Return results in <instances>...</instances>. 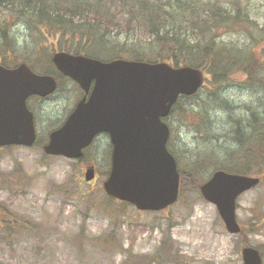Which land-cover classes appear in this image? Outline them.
<instances>
[{
    "label": "rangeland",
    "instance_id": "1",
    "mask_svg": "<svg viewBox=\"0 0 264 264\" xmlns=\"http://www.w3.org/2000/svg\"><path fill=\"white\" fill-rule=\"evenodd\" d=\"M56 1L63 6L72 2ZM190 1L196 3L197 13L203 16L234 14L239 7L253 24L223 27L214 31L215 37L242 47L251 44L250 34L260 33L259 44L251 48L256 56L264 52V0ZM114 11L118 25L108 22L107 17L95 18L108 34L104 49H110L112 57H134L131 49L149 53L143 29L134 28L135 22L128 26L123 21L124 9ZM5 14L10 12L0 9V27L9 29L12 40L0 39L3 62L27 61L39 71H48L56 50L74 51L68 49L71 43L59 41L61 34H52L45 27V32L33 31L38 23L31 18ZM79 23L80 20L76 24ZM206 85L209 86L207 80L191 99H181L166 118L171 127L169 148L178 167L189 168L190 160L198 156L203 159L195 165L197 180L188 179L180 185L177 201L161 210H139L106 194L102 182L110 164L99 158L106 152L104 137L97 139L88 151L97 153L95 162L100 171L89 181L84 174L90 159L44 153L42 146L48 132L58 124L56 118L64 117L72 108L75 91L63 93L60 89L50 100L37 105L35 144L0 147V264H243L241 250L246 245L259 248L264 264V168L258 167L259 133L244 143L252 151L247 173L260 176L261 180L238 197L236 215L241 232L227 231L216 205L205 199L199 189L215 166L226 162L225 148L236 141L232 137L236 126L233 119L240 118L245 126L253 113L262 112L264 88L250 84L244 73L236 70L217 90L225 101L219 105L214 100L216 90ZM31 100L35 104V98ZM204 104L209 106V131L200 136L196 130L200 119L193 115V109ZM5 218L22 221L24 226L19 224L16 231L9 230L3 223Z\"/></svg>",
    "mask_w": 264,
    "mask_h": 264
},
{
    "label": "water",
    "instance_id": "2",
    "mask_svg": "<svg viewBox=\"0 0 264 264\" xmlns=\"http://www.w3.org/2000/svg\"><path fill=\"white\" fill-rule=\"evenodd\" d=\"M52 60L86 91L93 79L95 84L89 98L79 101L66 121L50 132L44 151L80 157L99 132L107 131L113 148L111 169L102 182L104 191L140 210H161L174 203L180 173L167 147L170 127L163 118L180 95L198 91L205 79L203 70L166 61L120 57L104 61L66 51L55 52ZM56 87L53 75L36 73L26 62L13 68L0 65V146L34 144L37 133L27 98L48 95ZM94 173V167H89L86 180ZM259 181L258 176L218 169L200 185V191L216 205L227 230L237 233L241 229L237 197ZM241 253L243 264H262L258 248L246 245Z\"/></svg>",
    "mask_w": 264,
    "mask_h": 264
},
{
    "label": "trees",
    "instance_id": "3",
    "mask_svg": "<svg viewBox=\"0 0 264 264\" xmlns=\"http://www.w3.org/2000/svg\"><path fill=\"white\" fill-rule=\"evenodd\" d=\"M2 8L10 12L4 16H18L19 19L24 20L28 17L34 20L38 23V28L33 31L38 29L39 32H45L43 28L45 27L52 34H61L60 42L71 43L68 49L100 57L114 55L109 54L110 49H104L107 45L105 39L108 38V34L95 18L97 16L107 17L108 22L118 25L119 22L115 19L118 14L114 10L115 8L124 9L121 16L126 18L123 21L128 26L135 22L134 28L143 29L148 37L151 50L149 53H141L131 49L129 52L134 56L131 58L151 62L164 59L176 66L192 65L202 68L207 74L206 80L210 88L216 90L217 96L214 100L219 105L224 104L225 101L218 96L217 90L226 83L230 73L236 70H241L250 84L260 90L264 88V59L261 58L264 52L261 51L256 56L254 49L251 48L259 44L260 33L250 34L251 44L242 47L218 40L214 34V31L233 24L239 26L247 25V23L253 24V20L242 13L239 7L235 9L234 14L227 13L229 16L221 15V12L213 16H203L202 13H197L196 3L190 0H167L165 2L163 0H72L69 6H63L61 1L56 0L55 2L50 0H0V9ZM79 20L80 23L76 24ZM4 37L12 40L9 29L4 30L0 27V39ZM195 94L180 96L173 110L179 106L181 99H191ZM261 106H263L262 112L253 113L252 120H246L245 126L240 118L233 119L236 126L232 137L236 141L229 148H225L226 162L215 167L247 173L248 156L252 154V151L249 149L250 145H244V143L250 142L249 138L251 141L254 140L255 133L258 132L260 136L257 140L260 144L258 167L264 168V99L261 100ZM208 108L209 106L204 104L199 105L198 110L193 109V115L200 119L196 127L200 136L209 131ZM250 128L252 130H249ZM248 132L250 134L247 136ZM201 159L203 158L198 156L190 160L189 168H179L181 187L188 179L189 181L197 180L195 165L200 164ZM18 222L17 219L15 221L6 218L3 220L5 227H10L9 230L14 231L24 226L22 221ZM19 224L20 226L17 227Z\"/></svg>",
    "mask_w": 264,
    "mask_h": 264
},
{
    "label": "flooded vegetation",
    "instance_id": "4",
    "mask_svg": "<svg viewBox=\"0 0 264 264\" xmlns=\"http://www.w3.org/2000/svg\"><path fill=\"white\" fill-rule=\"evenodd\" d=\"M73 53H76V52H73ZM101 58V57H100ZM102 59H108V58H102ZM18 63H7V62H3L1 60V57H0V65H3L7 68H13L17 65ZM48 74H51L53 75L56 80H57V89L49 94V95H46V96H40V95H37V94H33L31 96L28 97L27 99V103H28V107L31 109V111H33V114H34V122H35V125H36V129L38 127V122H37V118H38V111H37V105L43 103L44 101H47V100H50L52 97H54V93H57L60 89H63V93L64 92H67L69 93L70 91H75V97L73 98L72 100V103H74L72 105V108L70 109L69 112H67V114L64 116V117H57L56 118V121L58 122V124H56V126H54V128H52L49 132H48V135L49 133L58 128L59 126H61L67 119V117L69 116V114L75 109L77 103L83 99H88L91 92H92V89L94 87V84H95V80L93 79L90 84L88 85V89L86 91V89L78 82L76 81L75 79H73L72 77H70L69 75H66L65 73L63 72H60L57 67L55 66L54 63L51 64V69L49 70ZM31 98H35V104H32V100ZM36 105V106H35ZM69 109H67L68 111ZM101 137H104L105 138V153L104 155H101L99 158L100 160H104V162L108 163V164H111L112 162V148H113V145H112V142H111V138H110V135L107 131H101L99 132L92 140V142L87 145L84 149H83V154L81 157L77 158V159H90L91 160V164L89 166H94L95 168V177L99 174L100 171H98L97 169V166H96V162H95V159L98 158L97 156V153L95 152H88L94 142L101 138ZM37 139H38V134H37ZM47 139H48V136H47ZM98 171V172H97ZM105 173H103V175H105Z\"/></svg>",
    "mask_w": 264,
    "mask_h": 264
}]
</instances>
